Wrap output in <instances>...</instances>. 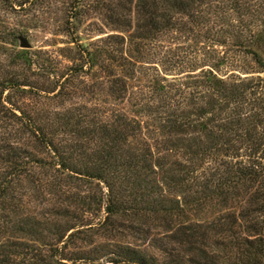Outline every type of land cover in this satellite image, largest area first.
<instances>
[{
  "label": "rangeland",
  "instance_id": "obj_1",
  "mask_svg": "<svg viewBox=\"0 0 264 264\" xmlns=\"http://www.w3.org/2000/svg\"><path fill=\"white\" fill-rule=\"evenodd\" d=\"M0 264H264V0H0Z\"/></svg>",
  "mask_w": 264,
  "mask_h": 264
},
{
  "label": "trees",
  "instance_id": "obj_2",
  "mask_svg": "<svg viewBox=\"0 0 264 264\" xmlns=\"http://www.w3.org/2000/svg\"><path fill=\"white\" fill-rule=\"evenodd\" d=\"M255 140H257V138H255V139H251V140H249V144H253V145H256V149H255V151L253 152V156L255 157L256 156V154L258 153V151L260 150V148H261V145H262V143L261 142H258V141H256L255 142ZM148 156H152V154L149 152L148 154H147ZM150 158V157H149ZM259 158V157H258ZM260 158H262L261 156H260ZM259 158V159H260ZM256 160H257V157H256ZM136 161H138V162H140V161H142L140 158L138 159V160H136ZM137 162H135V165L134 166H136L137 167ZM173 165H174V169L171 171V173H176V175H179V176H181V179L180 180H191V181H195V180H197V175H196V169L194 168V167H192L191 165H186L185 163H183L182 161H176V162H173L172 163ZM174 170L176 171V172H174ZM239 173V175L241 176V177H243V178H246L247 179V177L245 176L246 174L245 173H247L246 172V170H242V171H239L238 172ZM209 179V177H207V178H205V179H203V186L204 187H206V185H207V180ZM248 180V179H247Z\"/></svg>",
  "mask_w": 264,
  "mask_h": 264
}]
</instances>
